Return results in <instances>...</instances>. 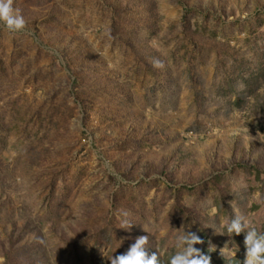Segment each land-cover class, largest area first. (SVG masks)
Returning a JSON list of instances; mask_svg holds the SVG:
<instances>
[{"label": "rangeland", "instance_id": "obj_1", "mask_svg": "<svg viewBox=\"0 0 264 264\" xmlns=\"http://www.w3.org/2000/svg\"><path fill=\"white\" fill-rule=\"evenodd\" d=\"M13 7L0 264H111L140 236L169 264L185 231L211 264H243L245 233L225 223L239 211L264 232V0Z\"/></svg>", "mask_w": 264, "mask_h": 264}, {"label": "clouds", "instance_id": "obj_2", "mask_svg": "<svg viewBox=\"0 0 264 264\" xmlns=\"http://www.w3.org/2000/svg\"><path fill=\"white\" fill-rule=\"evenodd\" d=\"M0 24H3L10 34L25 29L26 21L20 11L13 7V0H0ZM215 211L213 208L212 212ZM131 226L132 222L124 219L119 228L130 229ZM225 227L228 235L245 233L246 252L243 264H264V232L252 227L248 217L239 211L234 212L232 218L225 223ZM148 241V236L138 237L125 253L112 257L111 264H161L159 254L149 255L146 250ZM203 243V239L194 232L185 231L178 234L175 240L176 251L170 257L169 264H211L210 255L195 247Z\"/></svg>", "mask_w": 264, "mask_h": 264}, {"label": "trees", "instance_id": "obj_3", "mask_svg": "<svg viewBox=\"0 0 264 264\" xmlns=\"http://www.w3.org/2000/svg\"><path fill=\"white\" fill-rule=\"evenodd\" d=\"M247 82V81H246ZM161 259V258H160ZM165 260L162 258L161 259V264H165V262H164Z\"/></svg>", "mask_w": 264, "mask_h": 264}]
</instances>
